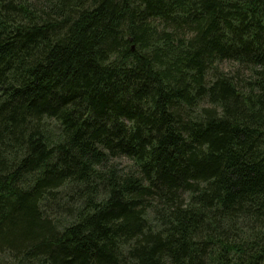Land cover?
Returning <instances> with one entry per match:
<instances>
[{
	"label": "trees",
	"instance_id": "trees-1",
	"mask_svg": "<svg viewBox=\"0 0 264 264\" xmlns=\"http://www.w3.org/2000/svg\"><path fill=\"white\" fill-rule=\"evenodd\" d=\"M0 264H264V0H0Z\"/></svg>",
	"mask_w": 264,
	"mask_h": 264
},
{
	"label": "rangeland",
	"instance_id": "rangeland-1",
	"mask_svg": "<svg viewBox=\"0 0 264 264\" xmlns=\"http://www.w3.org/2000/svg\"><path fill=\"white\" fill-rule=\"evenodd\" d=\"M223 67L226 68L227 70L233 69V67L230 63H224ZM51 126L55 127L54 121H51ZM119 161H120L122 166L128 165L130 163V160L127 159L126 157L120 158Z\"/></svg>",
	"mask_w": 264,
	"mask_h": 264
}]
</instances>
